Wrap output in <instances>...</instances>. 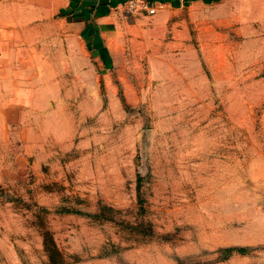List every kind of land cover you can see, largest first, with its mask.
Here are the masks:
<instances>
[{
	"label": "rangeland",
	"instance_id": "obj_1",
	"mask_svg": "<svg viewBox=\"0 0 264 264\" xmlns=\"http://www.w3.org/2000/svg\"><path fill=\"white\" fill-rule=\"evenodd\" d=\"M167 37L0 128V264H264V0L183 8Z\"/></svg>",
	"mask_w": 264,
	"mask_h": 264
},
{
	"label": "crops",
	"instance_id": "obj_2",
	"mask_svg": "<svg viewBox=\"0 0 264 264\" xmlns=\"http://www.w3.org/2000/svg\"><path fill=\"white\" fill-rule=\"evenodd\" d=\"M126 1L0 0V111H19L0 115V128L23 125L35 110L62 109L86 77L96 94L94 60L104 58L112 71L166 55L171 16L208 0H151L160 9L150 16L128 12Z\"/></svg>",
	"mask_w": 264,
	"mask_h": 264
},
{
	"label": "built area",
	"instance_id": "obj_3",
	"mask_svg": "<svg viewBox=\"0 0 264 264\" xmlns=\"http://www.w3.org/2000/svg\"><path fill=\"white\" fill-rule=\"evenodd\" d=\"M125 3L127 6L126 9L130 13H153L157 8L151 0H127Z\"/></svg>",
	"mask_w": 264,
	"mask_h": 264
}]
</instances>
